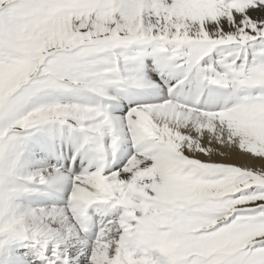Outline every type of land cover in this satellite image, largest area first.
<instances>
[{"label":"bare ground","instance_id":"1","mask_svg":"<svg viewBox=\"0 0 264 264\" xmlns=\"http://www.w3.org/2000/svg\"><path fill=\"white\" fill-rule=\"evenodd\" d=\"M224 1L229 0H55L49 3L52 8L47 14L88 8V13L82 16H93L99 23L107 22L108 16H112L121 24L139 23L147 27L134 17L140 11L152 10V17L164 19L169 25L162 33L165 37L227 38V35H235L237 29L249 31L252 21H256V26L264 25V4L250 3L251 7L227 12L209 10V5L222 6ZM106 8L116 10L99 17L96 11L107 12ZM77 14H72L71 24L78 22ZM149 50L152 49L147 46H129L118 51L126 56L125 61L119 62L108 55L95 61L96 66L107 68L96 73L99 79L107 77V81L101 87L90 85V94L76 88V92L70 93L71 97L82 96L89 101L91 94H102L105 100L118 104L115 109L111 105L104 106V113L98 115H92V111L90 115L74 113L75 108L63 109L65 116L62 117L82 123L83 127L55 123L67 133L57 138V144L55 136L60 129L38 127L36 130L45 133L41 147L30 138L32 133L29 137L25 135L30 132L28 127L23 128L24 134L20 133L23 129L11 131L21 134L18 140L24 144L20 173L35 176L26 181L20 179L22 175L14 177L18 184L13 185L16 198L11 207L27 229L39 231L37 236L45 239L48 248L41 242L43 247H38L37 241L32 244H24L25 240L13 241L12 246L7 245L5 254H16L26 263L14 258L7 264H170L164 254L171 250L175 238L185 246L182 249L191 245L186 233L174 236L171 228L160 226L169 221L166 217L170 216L169 200L179 194H175L176 183L169 173L179 171L182 164H190L198 169L185 171L183 176L192 182H210L215 180L207 172L211 169H202V165L213 166L207 163L238 166L258 175L264 173V160L250 156L264 152L262 75L249 70L245 76L236 70L235 77L245 80L241 84L232 81V74L228 75L217 65L210 52L186 62L185 55L183 60H178L165 52V56H161ZM149 65L155 66L157 78L131 77L146 73ZM43 101L35 100L41 105ZM52 114L48 111L44 117ZM124 118L129 120L125 122ZM70 144L72 153L67 155L65 150ZM102 148L106 151L104 157ZM52 157L57 164L51 162ZM190 159L205 164H195ZM70 161L63 171L64 164ZM57 194L60 197L56 200ZM196 196L194 193V201ZM41 197L48 198L46 203L39 202ZM147 198L158 200L162 206L159 208ZM138 210H144L143 215ZM174 225L181 233L178 223L170 227ZM180 237H185V241ZM0 242L5 245L1 239ZM30 249L35 250L40 259L34 257ZM180 253L176 254L182 259ZM198 255L190 251L184 260L198 258Z\"/></svg>","mask_w":264,"mask_h":264},{"label":"rangeland","instance_id":"2","mask_svg":"<svg viewBox=\"0 0 264 264\" xmlns=\"http://www.w3.org/2000/svg\"><path fill=\"white\" fill-rule=\"evenodd\" d=\"M50 2L54 3L55 0H0V239L5 242V245L0 242V264H7V261L14 258L24 262L16 254H5L7 245L12 246L13 241L25 240L24 244L37 241L40 248L43 245L39 243H45L41 235L37 236L39 231L27 229L18 220L16 210L11 207V202L16 198L13 185L18 184L14 177L22 175L20 179L25 181L35 177L33 174L20 173L19 162L24 154L21 150L24 144L18 137L26 133L25 127L30 129L25 135L29 137L32 133L30 138L38 147L42 146L45 135L36 130L38 127L60 129L55 136L54 143L57 144V138L67 136V133L64 134L63 127L56 124L83 127L82 123L62 117L65 116L63 109L75 108L74 113L87 112L90 115L92 111V115H98L104 113V106L111 105L115 109L118 104L105 100L102 94H91L89 101L82 96L71 97L70 93L76 92V88L90 94V85L101 87L107 81V77L99 79L96 75L107 71L106 67L95 65L97 59L108 55L119 62L125 61L126 56H121L118 51L129 46H147L161 56H165V52L176 56L178 60H183L185 55L186 62L210 52L215 63L221 65L228 75L232 74V81L241 84L245 82L244 79L235 77L236 70L242 71L245 76L249 70H253L264 78V25L256 26V21H252L249 31L237 29L235 35H227V38H190L187 35L165 37L162 33L169 25L165 24L164 19L161 21L160 18L152 17V10L140 11L134 17L146 23V27L139 23L121 24L112 16H108L107 22L101 20L99 23L93 16H82L88 13V8L65 14L57 11L49 15L47 11L52 8L49 6ZM250 3L264 4V0H229L227 3L224 1L222 6L211 5L214 7L212 9L209 5L208 9L213 13L227 12L234 8L251 7ZM105 10L108 11L97 10L96 13L101 17L110 11L114 12L116 8ZM73 13H78L75 18H78L79 25L71 24ZM138 38L142 40L138 41ZM114 50L115 54L112 53ZM149 67L146 73L139 72L131 77L144 80L157 78L155 66ZM37 98L44 100L42 105L35 102ZM31 103L38 106L33 104L29 107ZM48 111L53 114L45 118ZM124 119L125 122L129 120ZM14 129L23 130L20 131L21 134L11 133ZM72 146L70 144L69 149L65 150L67 155L72 153ZM105 155L106 151L102 148V157ZM250 156L264 160V152H254ZM181 158L185 160L184 156ZM192 161L195 164H205L201 160ZM70 163L71 161L65 163L62 170L69 167ZM207 164L213 165H202L203 170L211 169L207 172L215 180L210 182H192L193 180L183 176L185 171L191 169V172H195V168L198 169L190 164H182L179 171L168 174L176 183L175 194H179L175 195L176 199L169 200L167 211L170 216H166L169 221L160 226L171 228L174 236H185L186 233L191 248L186 247L188 249L185 251L186 248L182 249L185 246H181L175 238L171 243V250L164 254L166 260L170 264H264V173L258 175L238 166ZM75 169L76 165L73 166V170ZM188 175L195 178L192 174ZM194 193L198 195L195 201ZM59 197L60 194L55 195L56 200ZM46 200L48 198L41 197L39 202L46 203ZM144 200L142 197V201ZM147 201H152L159 208L162 206L158 200L147 198ZM138 213L143 215L144 210H138ZM178 214L185 220L179 218ZM173 223H178L181 233L176 225L170 227ZM166 235L168 236V232ZM180 240L185 241V237H180ZM44 245L48 248L47 244ZM204 248L208 251H204ZM28 251L40 259L35 250ZM190 251L198 253V258L184 260ZM176 253H180L182 259Z\"/></svg>","mask_w":264,"mask_h":264}]
</instances>
